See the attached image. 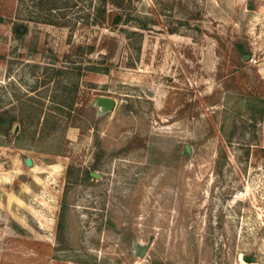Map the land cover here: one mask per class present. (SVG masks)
I'll return each instance as SVG.
<instances>
[{
  "label": "rangeland",
  "instance_id": "1",
  "mask_svg": "<svg viewBox=\"0 0 264 264\" xmlns=\"http://www.w3.org/2000/svg\"><path fill=\"white\" fill-rule=\"evenodd\" d=\"M92 2L0 0V264H264V0Z\"/></svg>",
  "mask_w": 264,
  "mask_h": 264
},
{
  "label": "trees",
  "instance_id": "2",
  "mask_svg": "<svg viewBox=\"0 0 264 264\" xmlns=\"http://www.w3.org/2000/svg\"><path fill=\"white\" fill-rule=\"evenodd\" d=\"M33 4L31 6L32 11H36L38 14H40L38 17H28L30 20H37V22H44L48 24H58L55 20L56 15H60V11L62 10L60 5H58V2L60 0H30ZM93 1V0H90ZM95 3V5H94ZM91 5V3H90ZM93 11H89L86 18H90L92 16V22L100 27H110L115 28L123 24H127L129 21L128 15H124L123 11H121L124 8V0H95V2H92ZM33 11V12H34ZM44 14V15H41ZM34 18V19H33ZM142 29L147 28V25H142ZM12 32L14 36L20 40H22L25 35L28 33V27L26 25H23L21 23H13L12 25ZM126 32V30H124ZM95 44V43H94ZM92 45L89 49L90 52L94 51L96 48V45ZM118 47L117 39L114 37H108L104 36V39L98 44L97 48L104 49L105 53L102 55L101 62L109 60L114 56L116 53ZM82 47H78L77 50L81 49ZM238 53L240 54H249L245 48L242 46H239ZM73 52V50H71ZM70 52V53H71ZM97 72H108L109 69H102L100 67H94V69ZM17 121V118L15 115H8L5 116L3 114H0V130L4 129L6 133H9V130H11L13 124ZM89 177V174L86 175ZM58 228H63V221H60L58 223Z\"/></svg>",
  "mask_w": 264,
  "mask_h": 264
},
{
  "label": "water",
  "instance_id": "3",
  "mask_svg": "<svg viewBox=\"0 0 264 264\" xmlns=\"http://www.w3.org/2000/svg\"><path fill=\"white\" fill-rule=\"evenodd\" d=\"M248 58L249 57L247 56L246 59H248ZM96 103H97L98 107L100 108L101 112H108L113 108L115 101L111 98H108V97H100L96 100ZM26 165L27 166L32 165V160L30 158H28L26 160ZM90 174H91V177L98 178L100 176V175L93 173V172H91ZM145 250H146V248L143 249L142 254L144 253Z\"/></svg>",
  "mask_w": 264,
  "mask_h": 264
},
{
  "label": "built area",
  "instance_id": "4",
  "mask_svg": "<svg viewBox=\"0 0 264 264\" xmlns=\"http://www.w3.org/2000/svg\"><path fill=\"white\" fill-rule=\"evenodd\" d=\"M237 197V195H235V197L234 198H236Z\"/></svg>",
  "mask_w": 264,
  "mask_h": 264
}]
</instances>
